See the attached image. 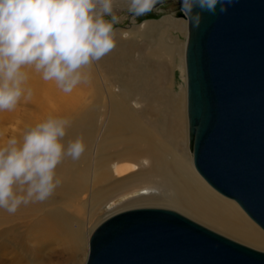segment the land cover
<instances>
[{
  "label": "bare ground",
  "instance_id": "bare-ground-1",
  "mask_svg": "<svg viewBox=\"0 0 264 264\" xmlns=\"http://www.w3.org/2000/svg\"><path fill=\"white\" fill-rule=\"evenodd\" d=\"M124 6H127L126 0H116L114 4L116 8ZM172 14L173 17L165 16L159 21H145L137 29L116 31L115 39H119L122 50L119 48V66L114 61L116 49L96 62L118 86L114 93L105 87L110 109L108 125L102 134L100 129L96 135L95 114L92 112L87 117L88 128L93 126L95 130L88 131L89 143L83 140L86 150L89 144V151L79 158L83 166L76 170L72 159L66 157L67 162L62 161L56 169L61 184L49 199L21 205L14 214L0 209V238L24 229L20 232L16 264H85L94 229H90V224L95 223V216L102 209L112 216L128 209L166 208L264 249V235L244 218L245 226L241 225L233 213H238L237 204L211 191L193 167L184 64L188 20L182 11ZM171 29L186 31L185 48L178 41L169 42ZM138 40L145 43V52L133 62H127L128 50ZM174 70L178 73L176 83L180 88L176 94ZM101 81L104 84V79ZM26 87L35 95L39 92L44 95L46 91L47 97L42 99L49 98L50 91L59 92L54 84L47 85L32 77ZM97 106L96 103L94 107ZM126 184L133 185L122 187ZM84 195L87 199H81ZM74 205L81 208L76 209ZM18 212L25 214L21 218L23 222L14 224ZM62 238L67 257L54 254L48 260L34 263L43 240Z\"/></svg>",
  "mask_w": 264,
  "mask_h": 264
},
{
  "label": "water",
  "instance_id": "water-1",
  "mask_svg": "<svg viewBox=\"0 0 264 264\" xmlns=\"http://www.w3.org/2000/svg\"><path fill=\"white\" fill-rule=\"evenodd\" d=\"M187 27L193 167L264 231V0H234L226 13L218 5L215 15L202 12L198 28L189 20ZM88 251L85 264H264L263 251L175 211L146 207L97 225Z\"/></svg>",
  "mask_w": 264,
  "mask_h": 264
},
{
  "label": "clouds",
  "instance_id": "clouds-1",
  "mask_svg": "<svg viewBox=\"0 0 264 264\" xmlns=\"http://www.w3.org/2000/svg\"><path fill=\"white\" fill-rule=\"evenodd\" d=\"M162 0H126L134 22L156 9ZM116 0H0V112H12L23 97L29 71L52 81L64 93L87 83L84 69L102 60L116 47L120 17ZM234 0H181L193 27L202 12L226 13ZM199 9L200 11H196ZM110 16V20L104 17ZM123 32L124 30L121 29ZM71 121L49 116L17 136L0 138V209L14 214L21 205L49 199L61 180L56 169L64 158L79 160L83 137L64 143Z\"/></svg>",
  "mask_w": 264,
  "mask_h": 264
},
{
  "label": "rangeland",
  "instance_id": "rangeland-1",
  "mask_svg": "<svg viewBox=\"0 0 264 264\" xmlns=\"http://www.w3.org/2000/svg\"><path fill=\"white\" fill-rule=\"evenodd\" d=\"M128 6H124L122 8H116L114 7V12L117 16L120 17V23L114 25V29L117 31L123 30H130L131 28L137 29L142 25L145 21H159L165 16H172L171 12L179 13L181 11L180 7V0H162L161 3H159L156 6V9H154L152 12H149L145 15L138 16L135 18V21H131L132 14L127 11ZM106 20H110V16L104 17ZM182 19V18H180ZM172 31L169 34V42L176 43L177 41L179 44H183L184 48V42L186 37V31H180L177 29H171ZM174 30V31H173ZM179 38V39H178ZM119 39L116 40V58L114 61H116V64L119 66L121 63L119 54L122 51L119 47ZM137 45L132 48V50H128V55L126 56L127 62H133L132 60H136L137 56H140L141 53H144L146 46H144L145 43L138 40ZM120 48V50H119ZM180 50V47H179ZM181 53V50L179 51ZM178 52V53H179ZM181 61H178V64H180ZM97 64L94 63L89 68L84 69V71L89 75V81L87 83H81L79 84L71 93H64L62 92L54 82L52 81H44L41 79L40 74L35 73L33 70L29 71V77L33 79H38L44 82V84L50 85L54 84L59 90L57 91H50L49 98L42 99L44 96L47 97L46 91L45 94H41L39 92V95H35L33 93V96L30 100H25L23 97L21 98V101L17 105L16 109H14L12 112H0V138L6 139L9 136H17L19 137L23 131L29 127L33 126L38 122H41L45 120L49 116L53 117H60V118H67L71 121V126L67 129V135L65 137L64 143L66 144L67 141L70 139H75L76 137L80 136L83 137V140H86L89 143L88 140V131L94 132L95 128L93 126L88 128V122L87 117L90 113H94L95 116L93 118L94 121L98 124V130L96 132V135H98L100 129L101 133H103V130L105 131L107 128L108 123V116H109V109L106 96H105V87L107 86L109 89H111L112 93H114L116 90V87L118 86L114 82L110 81L109 76H107L106 72H104L103 69H101L99 66H96ZM100 71H99V69ZM174 70L172 73V79L174 83V92L179 93V87L176 82H178V73ZM176 73V74H175ZM104 79V84L101 81ZM185 81V76L182 82ZM108 84V85H105ZM185 83V82H184ZM37 93V92H36ZM54 95V98H53ZM98 104L99 108H95L94 105ZM97 106V107H98ZM38 109V111H37ZM102 116V117H101ZM187 121V120H186ZM88 149L86 151H89V144ZM83 155V154H82ZM67 159L64 158L63 162H67ZM80 160V159H79ZM79 160H72V164L74 165L75 169L81 168L83 166V163H80ZM89 175V174H88ZM87 175V176H88ZM89 177V176H88ZM200 177V176H199ZM204 181V180H203ZM205 182V181H204ZM206 184V183H205ZM133 184H126L122 187L124 188H130L126 187ZM208 186V185H207ZM112 189V188H108ZM107 189V190H108ZM209 189L213 191L210 187ZM126 190V189H125ZM214 192V191H213ZM116 193V192H114ZM113 193V194H114ZM124 193V192H123ZM216 193V192H215ZM115 195H122L115 194ZM220 196V194L218 195ZM117 197V196H116ZM222 197V196H221ZM56 198V197H55ZM223 198V197H222ZM81 199H87V196H83ZM117 198H115L116 200ZM128 199V198H127ZM126 199V200H127ZM225 199V198H223ZM226 200V199H225ZM231 201V200H229ZM233 202V201H232ZM116 203V202H115ZM234 203V202H233ZM236 205V204H235ZM75 206V205H74ZM76 209L81 208L80 205L75 206ZM166 209V208H165ZM236 209L238 210V213H233L236 215L237 220L240 222L241 225L245 226L244 219L247 220L254 228L258 229L263 235L264 231L259 228L258 226H255L245 215V213L240 210L239 207L236 205ZM47 209H45L46 211ZM82 211V210H81ZM174 211V210H172ZM176 212V211H175ZM179 213V212H178ZM181 215L186 216L193 222L199 224L200 226H204L207 229H210L214 231L217 234H221L225 236L226 238L236 242L240 243L246 247H250L254 250L263 251L264 249L262 247H254L252 245H249L241 240H237L234 237H231L228 234H225L222 231L216 230L204 223H200L197 220H194L193 218L187 216L184 213H180ZM25 214H21L18 212L16 214L17 219L14 224L21 223L23 220H21L22 217H24ZM110 216V213H108V210H103L98 212L95 217V223L90 224V229L95 228L97 225H99L104 220L108 219ZM244 218V219H243ZM20 219V220H18ZM89 226H87L88 228ZM23 228H19L16 233H9L10 235L6 238H0V264H16L15 260L17 258V255L20 254V232L23 231ZM62 239H46L43 240V242L39 245V258L34 262L38 263V261L41 260H48L52 255H63L64 257H67V251L66 250V243H62ZM15 242V243H14ZM64 242V241H63ZM64 244V245H63ZM6 246V248H5ZM60 247V248H58ZM8 248V250H7ZM54 248V249H53ZM6 249V250H5ZM56 249V250H55ZM59 249V250H58ZM15 253V254H14ZM63 253V254H62ZM8 256V258H7ZM2 257V258H1ZM8 259V260H5ZM15 259V260H14ZM82 259V258H80Z\"/></svg>",
  "mask_w": 264,
  "mask_h": 264
}]
</instances>
